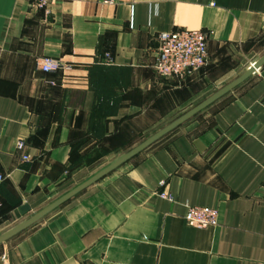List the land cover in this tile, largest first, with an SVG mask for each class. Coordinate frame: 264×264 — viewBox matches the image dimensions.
Masks as SVG:
<instances>
[{
    "label": "crops",
    "instance_id": "crops-1",
    "mask_svg": "<svg viewBox=\"0 0 264 264\" xmlns=\"http://www.w3.org/2000/svg\"><path fill=\"white\" fill-rule=\"evenodd\" d=\"M182 29L207 62L164 78L156 36ZM226 50L263 54L264 0H0V264H264V63L82 186L227 85Z\"/></svg>",
    "mask_w": 264,
    "mask_h": 264
},
{
    "label": "built area",
    "instance_id": "built-area-1",
    "mask_svg": "<svg viewBox=\"0 0 264 264\" xmlns=\"http://www.w3.org/2000/svg\"><path fill=\"white\" fill-rule=\"evenodd\" d=\"M33 7L42 8L46 12L58 0H25ZM157 48L154 62L156 73L164 78L183 80L202 68L208 59L207 41L208 33L201 29H182L162 31L156 36ZM104 62L111 63L109 54H105ZM43 72H51L59 67L57 60L50 56H44L38 63ZM18 148L23 146L18 143ZM5 176L0 172V183ZM160 186L165 185L164 180L159 181ZM169 201L173 197L165 190L158 193ZM218 211L213 207L199 205L187 206L183 218L190 226L204 228L217 223Z\"/></svg>",
    "mask_w": 264,
    "mask_h": 264
},
{
    "label": "water",
    "instance_id": "water-1",
    "mask_svg": "<svg viewBox=\"0 0 264 264\" xmlns=\"http://www.w3.org/2000/svg\"><path fill=\"white\" fill-rule=\"evenodd\" d=\"M263 63H264V54L261 57H259L256 61H254L240 76H238L237 78L232 80L230 83H228L223 88H221L220 90H218L217 92L212 94L210 97H208L205 100H203L202 102H200L198 105H196L191 110H189L188 112H186L185 114H183L182 116H180L179 118L174 120L172 123L168 124L166 127H164L159 132H157L156 134L151 136L149 139H147L141 145H139L138 147L134 148L133 150H131L130 152H128L127 154H125L121 158H119L116 162H114L113 164H111L110 166L105 168L104 170H102L99 173H97L91 179L86 181L82 186H85V185L91 183L96 178L101 176L103 173H105L108 170L112 169L113 167H115L116 165H118L119 163H121L122 161L127 159L128 157H130L132 154H134L135 152H137L138 150L143 148L145 145L149 144L150 142H152L153 140L157 139L158 137H160L162 134H164L168 130H170L173 127H175L176 125L180 124L181 122H183L184 120L189 118L191 115H193L194 113H196L200 109L204 108L207 104H209L210 102H212L213 100L218 98L219 96H221L224 93H226L229 90H231L233 87H235L236 85L241 83L243 80H245L248 76H250L252 73H254L257 69H259L263 65ZM57 204L58 203H55L54 206L57 205ZM19 228L20 227L16 228L15 230H18Z\"/></svg>",
    "mask_w": 264,
    "mask_h": 264
},
{
    "label": "rangeland",
    "instance_id": "rangeland-1",
    "mask_svg": "<svg viewBox=\"0 0 264 264\" xmlns=\"http://www.w3.org/2000/svg\"><path fill=\"white\" fill-rule=\"evenodd\" d=\"M222 54L223 57H221L220 60L223 62L225 66L222 68V70L219 71H223V73L230 72V76H229L230 80L227 83H229L232 79H234V77L240 76L254 61L258 59V54L252 55L251 53L243 52V51L239 52L235 50L232 51L226 50ZM263 54H261V56ZM217 86L221 88L222 85L218 83L215 84L213 88H217Z\"/></svg>",
    "mask_w": 264,
    "mask_h": 264
}]
</instances>
